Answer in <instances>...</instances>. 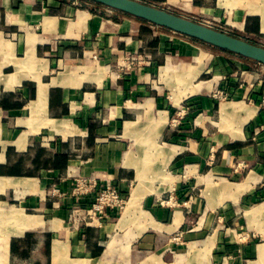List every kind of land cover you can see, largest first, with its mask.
Listing matches in <instances>:
<instances>
[{"label": "crops", "instance_id": "crops-1", "mask_svg": "<svg viewBox=\"0 0 264 264\" xmlns=\"http://www.w3.org/2000/svg\"><path fill=\"white\" fill-rule=\"evenodd\" d=\"M137 1L264 47V0ZM79 3L0 0V264H264V65ZM79 175L119 221L69 225Z\"/></svg>", "mask_w": 264, "mask_h": 264}, {"label": "built area", "instance_id": "built-area-1", "mask_svg": "<svg viewBox=\"0 0 264 264\" xmlns=\"http://www.w3.org/2000/svg\"><path fill=\"white\" fill-rule=\"evenodd\" d=\"M151 64V59L141 53L126 55L118 61V68L122 71H129ZM264 107V96L262 98ZM186 114V112H185ZM182 112L179 117L174 120L173 125L177 126L180 118H183ZM244 163H239L235 170L244 168ZM51 195L65 197L66 194L60 192L59 189H53ZM70 197L73 198L74 204L71 208L69 217V225L73 228H83L101 225L109 219L110 212L119 214L126 209L129 196L123 192L114 183H99L97 178L79 175L74 179V184ZM91 199V200H89ZM90 201V202H88Z\"/></svg>", "mask_w": 264, "mask_h": 264}, {"label": "water", "instance_id": "water-1", "mask_svg": "<svg viewBox=\"0 0 264 264\" xmlns=\"http://www.w3.org/2000/svg\"><path fill=\"white\" fill-rule=\"evenodd\" d=\"M90 1L264 65V47L197 23V21L177 16L137 0Z\"/></svg>", "mask_w": 264, "mask_h": 264}, {"label": "rangeland", "instance_id": "rangeland-1", "mask_svg": "<svg viewBox=\"0 0 264 264\" xmlns=\"http://www.w3.org/2000/svg\"><path fill=\"white\" fill-rule=\"evenodd\" d=\"M81 1V3H79V5H81V6H83V7H92L93 9H101V8H105V9H109V10H112V11H116V10H113V9H110V8H107V7H104V6H102V5H99V4H96V3H93V2H91L90 0L88 1V0H80ZM117 12H119V11H117ZM119 13H122V12H119ZM193 21H197V23H200V24H203V25H206V26H209V27H211V28H213V29H216V30H219V31H221V32H224V33H227V34H230V35H232V36H236V35H233V32H232V30L229 28V27H227V26H225V25H223V24H217V23H215V21H208L207 19H198V20H193ZM202 43V42H201ZM203 44H205V43H203ZM210 46V45H209ZM260 46V45H259ZM211 47H213V46H211ZM216 51H218L219 53H226L225 51H223V50H221V49H219V48H216V47H213ZM251 69H253V68H250V70L248 69V71H252ZM129 198H131L130 196H129ZM128 198V199H129ZM125 210L126 209H124V210H122L120 213H119V217H118V221L121 219V217L124 215V213H125ZM117 221V222H118ZM116 222V223H117ZM110 246L111 245H109L108 247H109V249H110ZM112 248V247H111Z\"/></svg>", "mask_w": 264, "mask_h": 264}, {"label": "bare ground", "instance_id": "bare-ground-1", "mask_svg": "<svg viewBox=\"0 0 264 264\" xmlns=\"http://www.w3.org/2000/svg\"><path fill=\"white\" fill-rule=\"evenodd\" d=\"M133 207H134V206H133ZM131 208H132V207H131ZM132 209H133V208H132ZM133 215H134V214H133ZM142 215H143V214H142ZM130 216H132V215H131V212L128 210V214H127V216L124 217V219H125L124 221H127V220L131 219ZM142 218H143V217H142ZM121 224H122V223H121ZM127 247H128V246H126V248H127ZM126 250H127V249H126Z\"/></svg>", "mask_w": 264, "mask_h": 264}, {"label": "trees", "instance_id": "trees-1", "mask_svg": "<svg viewBox=\"0 0 264 264\" xmlns=\"http://www.w3.org/2000/svg\"><path fill=\"white\" fill-rule=\"evenodd\" d=\"M140 20V19H139ZM142 22H144V23H147L146 21H143V20H141ZM226 53H229V52H227V51H225ZM229 54H232V53H229ZM232 55H234V54H232Z\"/></svg>", "mask_w": 264, "mask_h": 264}]
</instances>
